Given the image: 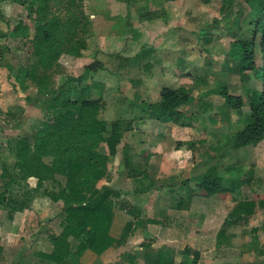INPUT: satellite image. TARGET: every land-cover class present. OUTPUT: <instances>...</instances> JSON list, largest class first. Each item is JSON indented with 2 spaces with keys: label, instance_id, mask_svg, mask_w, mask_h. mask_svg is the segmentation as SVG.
I'll list each match as a JSON object with an SVG mask.
<instances>
[{
  "label": "rangeland",
  "instance_id": "obj_1",
  "mask_svg": "<svg viewBox=\"0 0 264 264\" xmlns=\"http://www.w3.org/2000/svg\"><path fill=\"white\" fill-rule=\"evenodd\" d=\"M81 3L87 29L75 37L78 51L63 55L41 79L45 94L31 78L35 57L28 37L10 33L23 20L31 38L35 26L24 6L0 0V33L5 34L0 37V195L6 203L28 198L22 211L0 204V264H54L37 253L53 248L50 236L62 230L64 199L54 201L44 190L60 192L66 179L57 175L37 189L36 178L23 179L15 168L13 148L21 138L33 142L54 96L77 99L85 87L92 98H101L106 134L117 127L122 142L109 162L110 175L99 182L117 193L111 233L118 241L100 256L85 252L83 264H154L163 244L175 248V264L186 246L200 251L199 264H264V210L257 207L237 220L231 216L239 201L264 197V139L240 149L232 141L250 111L249 91L263 85L255 77L256 67L264 66L261 34L243 72L234 69L231 55L235 38L228 23L240 12L245 19L251 5L245 0H231L230 6L224 0ZM247 28L240 38L252 37ZM96 61L104 67L87 72L86 66ZM221 85L243 97L241 114L226 113ZM166 86L185 87L195 96L178 123L149 119L145 112V102L158 101ZM107 149L100 146L102 152ZM231 167L236 168L233 174L227 173ZM210 169L238 178L241 186L207 196L196 178ZM149 183L146 192L136 191ZM130 206L139 208L141 226L127 213ZM81 240L71 239L74 249Z\"/></svg>",
  "mask_w": 264,
  "mask_h": 264
},
{
  "label": "trees",
  "instance_id": "obj_2",
  "mask_svg": "<svg viewBox=\"0 0 264 264\" xmlns=\"http://www.w3.org/2000/svg\"><path fill=\"white\" fill-rule=\"evenodd\" d=\"M25 7L27 17L35 26L31 35L29 26L19 21L11 27L14 36H27L32 45L35 57L32 81L40 85L39 92L47 94L41 79L46 77L63 55L74 54L78 51L75 45L80 42L75 37L87 29L86 15L81 0H13ZM209 3L211 0H203ZM251 5V12L243 19V12L237 14L232 21L229 33L235 38L231 55L236 61L234 69L243 72L250 67L255 40L262 35V52L264 54V0H245ZM230 6L231 0H224ZM65 15V17H62ZM251 28L252 37L243 39L240 34H246ZM202 34H206L203 30ZM5 34L0 33V37ZM0 44V55H3ZM264 62V58H263ZM104 67L101 61L86 66L87 72H95ZM37 70H42L41 77ZM257 81L263 85L260 89L249 91L250 111L244 115L241 122L245 125L232 137L233 147L240 149L259 143L264 139V66L255 69ZM70 80H74L70 78ZM46 85L48 82H45ZM205 84V82H203ZM219 94L225 99L226 113L233 110L239 114L245 101L242 96L229 92L226 85H221ZM195 96L185 87H163L160 99L146 103L147 118L162 122L178 123L185 112L183 108L193 104ZM102 110L101 98L91 97V90L87 87L81 90L77 99L65 96L62 99L54 96L49 102V115L38 128L33 142L21 138L13 152L16 157L15 168L22 173L23 179L35 177L36 188H40L46 181L56 180L57 175L66 179L64 188L60 192L44 190V193L54 201L64 199L62 230L59 234L50 236L53 248L50 252L39 251L37 255L54 264H83L81 256L86 250L96 255H102L116 244L118 239L112 235L111 228L115 216V201L117 193L108 185L99 182L110 175L109 162L118 153V146L122 142V132L113 127L107 135V122L100 117ZM106 144L108 152H102L100 146ZM51 158L47 161L46 158ZM127 159L130 162L127 154ZM236 168L227 169V173H235ZM147 178V174L144 176ZM196 185L207 196L215 194H229L239 188L242 182L238 178L227 179L215 169L196 178ZM229 182V186L226 185ZM152 184L136 189L138 193L146 192ZM0 195V204L6 205L12 211H22L27 205L28 198L23 202L12 200L6 203ZM17 204V205H16ZM264 210V197L259 199L246 198L239 201L231 211L236 220L252 215L256 208ZM124 209V207H122ZM129 215L136 218V225L141 226L140 210L136 206L126 208ZM149 222H156L149 219ZM231 222V221H229ZM264 230V222H263ZM72 238H81V242L74 249ZM3 247L0 245V255ZM183 259L179 264H199L200 251L184 247ZM176 250L169 244H163L158 250L154 264H175ZM133 261V259H132Z\"/></svg>",
  "mask_w": 264,
  "mask_h": 264
},
{
  "label": "crops",
  "instance_id": "obj_3",
  "mask_svg": "<svg viewBox=\"0 0 264 264\" xmlns=\"http://www.w3.org/2000/svg\"><path fill=\"white\" fill-rule=\"evenodd\" d=\"M31 178H35V177H31ZM36 180H37V179H36ZM115 216H116V211H115ZM115 216H114V217H115ZM113 223H114V221H113ZM112 226H113V224H112ZM60 232H61V231H60ZM60 232H59V233H60ZM59 233H58V234H59ZM112 235H113V234H112ZM113 236H114V235H113ZM115 237H116V236H115ZM51 250H52V249H51ZM51 250H50V251H51ZM87 251H91V250H86L85 252H87ZM85 252H84V253H85ZM89 253H91V254H95V253L92 252V251L89 252ZM95 255H96V254H95ZM97 256H100V255H97Z\"/></svg>",
  "mask_w": 264,
  "mask_h": 264
}]
</instances>
